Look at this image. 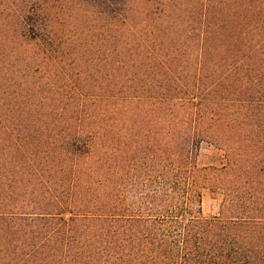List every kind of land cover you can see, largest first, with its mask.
Wrapping results in <instances>:
<instances>
[{"label":"trees","instance_id":"16d2710c","mask_svg":"<svg viewBox=\"0 0 264 264\" xmlns=\"http://www.w3.org/2000/svg\"><path fill=\"white\" fill-rule=\"evenodd\" d=\"M99 2L112 20L99 46L50 28L46 8L16 12L1 72L17 55L36 81L18 94L23 83L0 73L18 88L0 91V264H264V130L236 134L264 112V34L244 44L240 27L264 3L244 0L234 26L228 1L196 2L197 29L175 36L153 18L133 23L134 0ZM168 6L149 1L146 19ZM192 60L222 72L207 86L204 71L186 72ZM204 143L224 152L212 174L232 175L209 178L229 196L211 218L199 190L207 167L196 162Z\"/></svg>","mask_w":264,"mask_h":264},{"label":"rangeland","instance_id":"374dc122","mask_svg":"<svg viewBox=\"0 0 264 264\" xmlns=\"http://www.w3.org/2000/svg\"><path fill=\"white\" fill-rule=\"evenodd\" d=\"M134 13L133 15V23H140L142 20H146L144 24H147L148 21H150L151 18L155 20L156 25L160 26V28L166 29V28H172L173 30H176L174 33L175 36H178L180 33H188V31L191 30V28L196 27L197 25L194 21H192V18L188 11L190 10V7L193 5L195 6L196 2H200L202 0H159L162 3H168L169 6L166 7V11L162 12L161 14H157L155 16L149 17L146 19V10L144 9L145 5L153 0H149L147 3V0H134ZM210 2V6H214V8L218 5V1H228L226 2L227 7H231V4L233 5V8H226L224 12V20L229 21L230 23H233V25H236V22L238 23H246L250 22L248 27H244L242 24L240 27L245 29L247 32L245 43H248V40L253 38L254 40H257V32L264 34V30H261V27L264 29V14H261L260 18H256L257 13L256 12H245L246 18L244 21H242L243 12H237L236 10L239 8L238 5L243 3L244 0H208ZM256 1L258 2V6L260 3H264V0H246V2L249 4L250 2ZM245 2V4H246ZM101 2L99 0H0V63L2 62V53H5V55H8V49L10 47H14L13 45V36L12 33L15 32V34L20 32V26L17 24L16 21V12L17 13H23L28 7H35L37 8H46L43 10L45 13L44 16H50V19L52 22L50 23V28H54L55 30H58L62 34L65 33L67 35L80 37V41L84 42L85 39L88 38L92 39L94 41L95 46H99L100 43L103 42V39L108 37V34L111 33V25L110 22L112 21L109 15L105 12H103V6L100 5ZM236 8V9H235ZM194 10H197L196 6ZM195 12V11H193ZM248 13V14H247ZM167 14H170V17H168ZM242 14V15H241ZM158 16H161V18ZM195 16V15H194ZM132 19V18H131ZM215 22L216 19L214 20ZM263 24V25H262ZM173 26V27H172ZM232 26V25H230ZM243 26V27H242ZM197 31V30H196ZM239 29L235 34H237ZM234 34V35H235ZM191 37H185L189 42V45H194L197 43L196 38L194 35H190ZM191 41V42H190ZM10 45V46H9ZM94 46H90L89 48H93ZM17 55L12 56H5L6 61V68L4 69L0 65V73H2V77H5L6 79L10 76L14 77V81L17 83H23L24 86L21 88H17L15 85L12 87H8V85L11 86V83L14 81H5L4 79H0V91H5L8 94H11L13 91H16L18 89V94H25L28 92L30 87H32L34 80H29L27 77V72L18 66L19 63H22V59L16 58ZM207 61V60H206ZM191 63L183 64L189 65L188 72L192 74L193 77H197L198 71L203 72L204 76H207V86L212 83V79H215V76L212 75L213 72H216L217 77L222 72V65L215 61H207L203 64L199 63L198 61L192 60ZM192 65V66H191ZM204 66V70L203 67ZM17 73L7 75L5 72L10 71L8 68L12 69L14 71L17 69ZM179 77L183 78L184 73H179ZM203 76V77H204ZM202 77V78H203ZM28 79L30 81L29 84L25 85V80ZM3 84L7 85V88L5 89L3 87ZM25 87H28L29 89H25ZM3 97H6V95ZM212 97H216L217 101H220L223 97H225L223 93V89L218 88L217 91L212 95ZM264 97V96H263ZM264 99V98H263ZM24 100V98H23ZM8 107V106H7ZM221 104H217L214 106V108H221ZM264 112H255L252 115V123L251 126L238 128L239 130L236 131V134H239L241 131L244 133H247L248 136H252L253 138L256 137V135L260 134L259 130H264ZM259 126V127H258ZM257 128V129H256ZM221 131H225L223 129H220ZM230 133V131H226ZM237 147H240L241 149L248 148L246 144L238 143ZM238 153V152H237ZM240 153V152H239ZM199 156L196 158V162L199 167H207V183H203L199 190L201 193V209L202 214L204 217L211 218L214 216H217L219 212L221 211V205L225 198L229 197L227 196L222 189H217L216 186H214V181H210V176H215L214 179L218 178L220 180H223L225 183L226 181L232 179V175L229 174L227 176L221 175L219 177H216L219 175L220 172L212 174V171L208 168H216L219 169L221 167V163L224 162V152L216 149L215 146H210L209 144H202L201 149L199 151ZM241 156V155H240ZM241 164L245 165V160L247 157L241 156ZM231 159L234 161L238 160V157L231 156ZM237 169V168H236ZM217 181V180H215ZM236 193L237 192H231L230 197L232 199H235L234 204L237 205L238 200H236ZM239 205V203H238ZM237 205V206H238ZM189 216H183V219H187Z\"/></svg>","mask_w":264,"mask_h":264}]
</instances>
